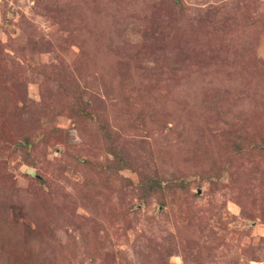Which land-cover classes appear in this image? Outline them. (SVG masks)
Returning <instances> with one entry per match:
<instances>
[{"label": "rangeland", "instance_id": "374dc122", "mask_svg": "<svg viewBox=\"0 0 264 264\" xmlns=\"http://www.w3.org/2000/svg\"><path fill=\"white\" fill-rule=\"evenodd\" d=\"M255 144L264 0H0L1 262L264 264Z\"/></svg>", "mask_w": 264, "mask_h": 264}, {"label": "trees", "instance_id": "16d2710c", "mask_svg": "<svg viewBox=\"0 0 264 264\" xmlns=\"http://www.w3.org/2000/svg\"><path fill=\"white\" fill-rule=\"evenodd\" d=\"M87 113L88 114L90 113L89 110H87ZM25 144H28V142H26ZM252 147H254V148H252ZM25 148H26V151L29 150L28 145H26ZM249 148H252V149L258 148V149L264 150V147L259 145V144L251 145V146H249ZM243 149H244V146L241 145V147L237 146L234 149V151L239 153ZM115 155L117 156L116 153H115ZM188 185H189V183L187 182V184H186V180H183V179H180L179 182L176 180L168 179L165 182V185L162 186V181L156 180L155 178H146L145 181L143 180L139 185L143 191L142 196H140V198L148 201L147 197L151 196L152 193H158V192H162V196H160V198H162L165 195L164 191L170 189L173 191V194H176L178 191H181V190L187 191ZM164 188H166V189L164 190ZM4 233L9 235V239L12 240L11 241L12 247L10 246L9 248H6L7 246L0 245V264H6V261L1 262V259H2L1 257L3 254H7L8 252L10 253L13 250H22V249L28 248V247H24V245H25L24 242L27 238L26 233L23 232L20 228H18V225L16 223H13V222L8 223L7 222V225H5V228H4ZM4 233L1 235V237L4 235ZM45 241H47V240L45 239ZM40 244H42V243H40ZM35 246L38 248L35 250L42 252L41 246H43V245L36 244ZM32 249H34V248H32ZM38 254H40V253L33 254L37 258H35V261H34V259L32 260V264H41L40 262H37V261L41 260V257L38 256ZM33 255H31V256H33ZM31 256H30V258H31Z\"/></svg>", "mask_w": 264, "mask_h": 264}]
</instances>
